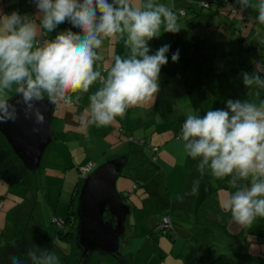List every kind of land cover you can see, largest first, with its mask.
<instances>
[{
  "label": "rangeland",
  "instance_id": "1",
  "mask_svg": "<svg viewBox=\"0 0 264 264\" xmlns=\"http://www.w3.org/2000/svg\"><path fill=\"white\" fill-rule=\"evenodd\" d=\"M219 1L223 4L217 5L216 0H213L211 9L206 8L202 11L194 6L193 12L187 0H128L132 7H139L142 11L148 10L145 6L151 2L154 5L162 4L176 14L180 30L177 33L167 32L162 24L158 35L147 41L149 55L155 54L164 45L170 46L174 38L186 40L195 33L203 36L207 46L217 44L219 40L223 41L220 50L215 51L212 47L206 49L208 64L210 65L213 60L216 62L214 65H217L213 73L223 71L219 76H202L210 90L212 101H207L200 107H193L178 79L159 78V91L151 99L128 108L123 116H117L108 125L97 127L91 120L85 121L88 117L82 112L71 118L73 110L67 113L66 102L56 98L51 129L54 132L53 136L61 143L53 140L43 156L44 165L38 171L32 173L24 168L22 182L9 186L0 181V247L4 243L20 240L21 245L25 247L27 261L30 259L28 253L32 251L37 257L43 253H54L59 264H78L76 262L78 252L73 248L70 255V244L56 235L55 226L50 223L51 217L53 215L65 217L72 191L77 183L81 185L82 177L79 175H82V170L88 164L97 166L106 159L129 154V163L116 181L117 190L125 196L128 195L127 204L136 207L125 222V245L122 249L124 258L131 260L133 264H145L147 261L149 264H172V260L178 259L179 249L184 247V252L189 251L185 239L175 241L181 238L179 237L181 234L179 236L176 233L174 236L161 232L150 234L147 222L151 219L160 222L162 216L169 211L173 223L184 226L185 233L196 232L195 221L189 214L190 210L176 208L173 206L174 202L183 197L188 185L192 186L196 182V191L202 192L205 185L209 188L216 185L227 186L231 175L214 177L208 166H205L202 174L198 170L201 158L192 159L186 155L184 142L180 139L181 127L186 116L191 113L202 117L208 110H227L228 100L248 101L257 107L264 103L262 93H259L255 86L249 87L247 93L243 95L239 82L240 73L226 70L229 67L230 54L244 46L238 41L236 33L257 42V45L258 40L261 43L264 41V25L258 22V11L255 7L260 0H251L247 5L237 2L240 9L235 11L228 6L233 3L228 0ZM3 6L4 0H0V10H3ZM217 9H220L218 14ZM244 14L248 15L249 24L254 22V27L239 24L237 19ZM257 31L261 34L255 36ZM43 33L41 29L39 36ZM101 40L99 49L109 50L110 53L109 57L103 58L105 64H111L114 55L121 59L131 58V45L126 43L127 32L115 33L112 37ZM115 51L117 53H114ZM212 54H218L221 58L215 59ZM248 58L252 60V56L249 55ZM187 76L190 81H194L198 77V72L191 70ZM96 82L89 87L88 92H81L94 95L102 87ZM17 87V84H12L10 89H4L3 93H0V98L10 99L16 93ZM76 93L74 92V96H77ZM71 98L76 101L72 96ZM63 113L67 114V118L62 119ZM150 146L158 148L155 157L158 161L156 164L160 167L161 178L155 177V173L151 171L147 158L152 153ZM58 151L65 154L59 153V156H64L66 165L72 166L65 169L67 174H64V169L49 165L51 160L56 161L54 157ZM207 176L209 183L205 180ZM219 193L221 195L226 193V197L220 198V203H225L224 199L227 201L230 196L228 188L219 190ZM190 204L191 202H187V206ZM128 223L133 226H126ZM57 227L61 229L65 226L59 221ZM199 228L202 234L210 230L211 233L208 234L213 238L219 233L206 225H200ZM188 238L189 241L186 242H190L192 236ZM225 243L224 239L223 247ZM213 244L221 245V241L216 240ZM230 253L227 254L230 258L239 256ZM109 260L111 257L94 253L88 264H109ZM222 260L227 261L225 257Z\"/></svg>",
  "mask_w": 264,
  "mask_h": 264
},
{
  "label": "clouds",
  "instance_id": "2",
  "mask_svg": "<svg viewBox=\"0 0 264 264\" xmlns=\"http://www.w3.org/2000/svg\"><path fill=\"white\" fill-rule=\"evenodd\" d=\"M239 2L248 4V0ZM35 3L38 13L43 14L39 23L44 30L51 32L68 22L79 34L66 31L33 51L36 21L18 10L11 13L0 10V93L17 84L16 92L28 102L41 99L43 92L53 101L65 99L70 92H86L100 77L93 67L98 58L94 49L102 44L100 37L124 32L128 33L126 43L131 45L132 56L116 57L103 87L90 97L91 122L97 127L106 126L159 91L161 66L168 62L166 53L170 46L164 45L149 55L147 41L158 35L162 24L167 32L180 30L172 10L150 2L145 6L148 10L142 11L132 7L128 0L111 3L109 0H35ZM255 7L257 20L264 25V0ZM178 58L179 50L172 55V61L177 62ZM243 83L264 86V79L244 74ZM8 107L7 101L0 98V121L15 120L14 109L9 112ZM43 121L37 112V122ZM180 139L188 157L201 158L198 170L202 174L208 166L217 178L235 173L238 179H250V186L230 194L222 205L235 223L247 226L257 217L264 218V103L257 107L248 101L228 100L227 110H208L202 117L189 113L181 127ZM232 183L235 187V181ZM28 257L32 264H59L54 253L37 257L29 251ZM11 260L12 264H22L16 257Z\"/></svg>",
  "mask_w": 264,
  "mask_h": 264
},
{
  "label": "trees",
  "instance_id": "3",
  "mask_svg": "<svg viewBox=\"0 0 264 264\" xmlns=\"http://www.w3.org/2000/svg\"><path fill=\"white\" fill-rule=\"evenodd\" d=\"M212 1L213 0H187V3L191 8V10L195 12L194 6H197L201 11L206 8L211 9ZM249 1L251 0H248V2ZM228 2L233 3L228 5L229 7H231V9H233V11H235V9L237 10L240 9L239 4L237 3L239 2V0H228ZM216 3L217 5L223 4L219 0H216ZM219 12L220 9H217L216 14H218ZM207 15L209 16V14ZM237 17L238 16H236V18ZM40 19H42V14L40 15ZM237 20L240 22L239 23L240 25L241 24L245 25L244 27L248 26L249 24L248 22L249 18L247 14L241 15L240 18L238 17ZM241 21H243V23ZM253 25L254 22L252 21V23L249 24V26L252 27ZM41 29L46 34V39H47L49 35L48 32L47 31L45 32V30L42 27ZM55 30L56 31L52 34L53 35L52 40H55L58 34L64 33L69 30L71 31V26L68 22H64L59 26H57ZM236 30L237 29H235L234 33H236ZM258 34H261V32L257 31L255 36H257ZM235 35L237 36L238 41L244 44V46H242L240 50L230 54L231 58L228 59L229 67L226 70H234L240 73L239 82L240 85L242 86L243 95L247 93L249 87L255 86L257 91L259 93H262V97H264V86H259L255 83H253L251 86H246L243 83L244 74H248L250 77L254 75H259L261 79H264V41L261 43L260 40H258L259 44L257 45V42H254L253 40H249L248 37L241 36L240 33L239 34L236 33ZM40 37L41 36H39L38 39ZM216 43L217 44H212L207 46V44L203 40V36L199 33L191 34V37H189L186 40L174 38L171 41L169 51L166 54L168 62L167 64L161 66L159 77H164L165 79H169V80L178 79L182 85V89L184 93L188 97L189 102L193 107H200L205 102L212 101L211 98L212 95L210 93L209 88L206 86V82L204 81L202 76L203 75L207 77L219 76L223 72L222 70H220L216 73H213V69L217 67V65H214L216 62L212 60L210 62V65L207 62L209 58H207L206 56L207 55L206 49L212 47L213 49H215V51L220 50V46L222 45L223 41L221 42V40H219V42ZM260 44H262V46H260ZM177 50H179V58L177 62H173L172 55L176 53ZM212 55L215 56V59H217L218 57L221 58V56L218 54H212ZM249 55L252 56L251 61L248 58ZM191 70L198 72V77L194 81H190L187 76L188 72H190ZM103 72L104 70L99 72L100 77L102 75L104 77ZM100 77L97 79V84L103 86L104 82H100ZM65 99L67 100L66 101L64 99L61 100L65 101L67 105L72 106L73 108H77L80 106V103L77 100L74 101L69 93L67 94ZM176 135L178 136L179 132ZM53 140L55 141L54 136H53ZM150 149L152 153L151 156L147 158L150 162L151 171L155 173L154 175L155 177L161 178L160 167L157 166L156 157H155V153L158 151V148L156 146H150ZM144 158H146V156ZM79 176L82 177L83 179V175H79ZM142 179H144V177ZM23 180H24V167L19 162L17 157L14 155V153L12 152V150L10 149V147L8 146V144L0 134V181L6 183L9 186H13L19 182H22ZM32 180L35 185L34 179ZM205 180L207 183H209L210 181L208 176L205 178ZM233 181H235V187H233V183H232ZM195 184L192 186L190 185L187 186L182 199H179L176 201V203H174L176 208L184 209V207L187 206L188 198H192L188 196V193L191 190L190 187L192 188L194 186L196 187ZM79 187L80 185L77 183L72 191L70 200L66 207L65 217L61 218L58 217L57 215H53L50 220V223H52L55 226L56 235L60 239L67 241L70 244V255L72 253L73 248L78 252V250L74 245V237H75V229L77 224L75 203L77 201ZM245 187H246V180H241L236 178L235 173H233L231 175V186H230L231 194H234L236 191L243 189ZM135 188H137V185H135ZM210 188L205 185V189H206L205 191L196 192L195 198L193 200L192 199L190 200L191 204L188 205L187 208H185L184 210L188 211L187 210L188 207L190 208L192 207V209L194 210L195 213L194 221L198 225L197 226L194 223L197 234L199 235L202 234L200 232L201 229L199 228V226L206 225L214 229L215 231L224 234L225 236H230L232 235L231 231L229 230V225H231L230 224L231 213L224 211L223 208L219 206L218 200L216 199L217 189L213 187H212L213 189ZM121 195L123 199H126L128 196V195L125 196V194L122 193ZM180 203L182 204L178 205ZM184 203L185 205H183ZM55 219H60L64 223L65 227L59 229L54 221ZM165 219L169 220V227H163V223ZM175 230H176V225L175 223H173L169 211H167L162 216L160 222H157L156 225L153 224V227L150 230V234L161 232L162 234L164 233L170 236H174ZM201 237L203 239V236ZM12 257H16L19 260H21L22 264H32V261L30 259L28 261L26 260L25 247L21 245L20 240L4 243L0 247V264H12V260H11ZM109 261L111 264H131V260L128 261L126 258H124V256L122 260H116L111 257V260ZM200 264H213V263L203 261Z\"/></svg>",
  "mask_w": 264,
  "mask_h": 264
},
{
  "label": "water",
  "instance_id": "4",
  "mask_svg": "<svg viewBox=\"0 0 264 264\" xmlns=\"http://www.w3.org/2000/svg\"><path fill=\"white\" fill-rule=\"evenodd\" d=\"M7 104L9 112L14 109L16 118L0 121V134L23 167L35 173L53 142L51 123L55 103L43 96L25 102L22 94L16 92ZM37 112L44 118L42 124L37 122ZM125 162V155L106 159L93 165L82 179L75 209L74 245L78 250V264H88L94 253L123 259L124 227L130 206L117 190L116 181Z\"/></svg>",
  "mask_w": 264,
  "mask_h": 264
},
{
  "label": "crops",
  "instance_id": "5",
  "mask_svg": "<svg viewBox=\"0 0 264 264\" xmlns=\"http://www.w3.org/2000/svg\"><path fill=\"white\" fill-rule=\"evenodd\" d=\"M109 2L111 3V0H109ZM13 10H18L21 14H28L30 18H33V20L36 21L37 34H36L35 40L33 41V49H32L33 51L35 50L36 47H42L46 41H53L52 40V36H53L52 34L56 31L55 29L51 32H48L49 35H48L47 39L41 45H39L37 43L40 31H41V28L39 25V19H40L41 13H38V9L36 8L35 0H4V6H3L2 11L4 13H11ZM70 26H71L72 32L79 34L78 29L74 28L71 24H70ZM106 38L107 37H104V36L100 37V39H106ZM94 51L97 53V56L99 58V59L97 58L94 62V66H93L94 71L100 72V71L104 70L103 74L105 77V79H104V81H105L107 79L109 67L114 65V61H115L116 57L114 55V57H113L114 61L108 65V64H105V62H103V58L109 57V55H110V53H108L109 50L101 51V49L98 48V49H94ZM114 53H117V51H115ZM159 78H160V80H166L164 77H159ZM96 84H97V82H96ZM46 93L47 92H43L42 95L44 97H49L48 94L45 96ZM70 94L73 98H75L80 103V106L77 108H73V107H70L69 105H67V108H66L67 113H69L70 110L71 111L73 110L71 112V114H72L71 118H74L75 115H78L80 112H82V114L85 117H88L85 119V121L88 119L90 122V120H91L90 119V117H91V110H90V104H91L90 97H91V95H90V93H83L81 91H77V93H76L77 96H74V92H70ZM54 106H55V104H54ZM62 116H63L62 119L67 118L66 113H63ZM79 116H81V115H79ZM53 134H54V132H53ZM55 141L58 144L61 143V141L57 138H55ZM59 153L64 154L61 151L60 152L58 151L57 153H55L54 159L56 161L54 162L53 160H51L49 162V165L57 167L58 169H64V174H67L65 169L72 167V166H69V165L67 166L65 161H64V158H63L64 156H59ZM123 155L126 156V162L124 165V168H125L129 163L130 155L129 154H123ZM43 159L41 162V167H43V165H44ZM156 161H157V159H156ZM157 163H158V161H157ZM144 178H145V176H144ZM217 180L219 181V179H217ZM226 185L227 186H223V187H220L218 185L213 187V188L217 189L216 190V199L218 200L220 207H222V205L224 204V203H220V198L226 197V193H222L223 195H221V193H219V190H221V189L226 190L228 188L229 194H231V190H230L231 180H230L229 184H226ZM249 185H250V181L246 180V187H248ZM190 188H191V190L188 193V196H190L192 198L187 197L188 198L187 202H190L191 199L193 200L195 198V194H193V192H191V191H193V188L196 189V187L194 186L193 188L192 187H190ZM213 188L211 187L210 189H213ZM205 190L206 189H204V191ZM152 193H153V190H151V194ZM199 195H201V194H199ZM124 200L126 201V199H124ZM224 200L226 202V199H224ZM174 203H176V201ZM181 204L182 203H180L178 205H181ZM185 208H187V206H185L184 209ZM189 209H190L189 214L191 216V219L193 218L192 220L194 221V218H195L194 217V214H195L194 210L192 209V207L191 208L188 207L187 210H189ZM135 210H136V207L130 206V212H133ZM263 221H264V219L259 217V218L254 219L250 225L241 226V225L235 223L231 217L230 218V224L231 225H229V230L231 231L232 235L225 236L224 234L219 232V233H216L214 238L212 237L211 234H208V233H211L210 230L206 231L205 234H201V235L197 234V232H190V234H188V233L184 232L185 231L183 229L184 226H178L177 224H175L176 225L175 233L178 234L177 236H179V234H181V236H179L181 238L177 239L175 241H180V240L183 241V239H185V245L187 246V248H189V251L184 252V247L182 249H179L178 250V253H179L178 259L177 260L171 259L172 260L171 263L172 264H200L203 261H207V262H211L213 264H229V263H231V264H264V233H263L264 227H263ZM147 223L149 224L150 230H151L153 227V224L156 225L157 221L151 219ZM126 226H130L129 223ZM131 226H133V225H131ZM191 236H192L191 241L186 242V241H189L188 237H191ZM201 236H203V239ZM224 239L226 240V243H225L226 245H224V247L226 246L225 249L223 247ZM216 240H220L221 245L220 244L214 245L213 242ZM229 252H231L230 254H235V255H239V256L238 257L236 256L235 258H230L227 256V254ZM218 255H220V256L218 257ZM223 257H225L227 261L222 260ZM149 263L150 262L147 261L145 264H149ZM109 264H111V263H109ZM131 264H133L132 261H131Z\"/></svg>",
  "mask_w": 264,
  "mask_h": 264
},
{
  "label": "built area",
  "instance_id": "6",
  "mask_svg": "<svg viewBox=\"0 0 264 264\" xmlns=\"http://www.w3.org/2000/svg\"><path fill=\"white\" fill-rule=\"evenodd\" d=\"M42 15H43V14H42ZM45 39H46V34L43 33V35L37 40V43L41 45V44L45 41ZM100 82H104V77H103V75L100 77ZM64 100L66 101L67 99H64ZM92 166H93L92 163H91V164H88V165L85 167V169L82 170V175H83V177H84V175L90 170V168H91ZM54 221H55V223H56L57 225H58V222H59V221L61 222L60 219H55ZM163 227H169V220H168V219H165V220H164Z\"/></svg>",
  "mask_w": 264,
  "mask_h": 264
}]
</instances>
